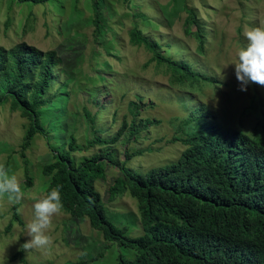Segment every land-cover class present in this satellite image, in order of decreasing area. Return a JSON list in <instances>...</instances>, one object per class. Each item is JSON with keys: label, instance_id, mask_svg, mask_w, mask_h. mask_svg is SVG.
<instances>
[{"label": "rangeland", "instance_id": "1", "mask_svg": "<svg viewBox=\"0 0 264 264\" xmlns=\"http://www.w3.org/2000/svg\"><path fill=\"white\" fill-rule=\"evenodd\" d=\"M102 2L99 12L104 33L98 34L93 23L92 0H52L45 4L24 2L15 5L13 10L8 9L11 0H0L1 46L10 48L27 42L43 50H59L61 62L54 76L50 94L52 102L43 112L42 119L46 122L54 120L51 125L54 131L57 129L55 136L63 141L66 134V146L72 132H78L77 143H81L83 149L76 155L87 157L94 153H110L123 161L126 150L135 152L128 165L145 174L153 167L177 159L185 146L173 141L182 133L178 132V121L172 120L176 117H180L179 122L185 119L183 117L191 107L197 114L200 110L196 106L199 105L207 106L226 128L245 129L252 132L250 134H254L256 126L263 128L264 87L251 83L247 91H242L233 63L237 60L238 49L247 45L244 28L258 25L264 19V0H135L128 9L124 3L119 5L118 0ZM185 3L195 5L197 18L208 32L203 54L197 52L199 41L185 31L189 17ZM8 16L12 19L7 25ZM134 18H138L150 40L161 43L163 51L169 50L176 58L196 63L202 73L217 78L219 86L208 84L200 91L173 86L168 73H163L152 63L147 65L152 53L143 45L130 43L128 29L137 23ZM197 27L192 24L193 31ZM105 41L109 44H104ZM93 87L99 88L94 91L99 102L89 100ZM66 91L70 96L62 102L59 98ZM180 91H184L189 100L185 108L179 101ZM132 102L140 104L136 116L131 110ZM84 108L96 114L97 134L108 139L120 131L124 121L128 122L115 145L84 149L87 141L96 135ZM148 118L161 122L145 124ZM134 120L140 128L138 135L129 134ZM27 126L28 120L19 110L13 111L10 103L0 105V164L18 176L24 192L19 204L9 203L7 197L0 199V264H73L95 255H98L97 259L90 264H111L119 252L131 255L129 248L106 241L88 218L72 217L63 209L53 218L48 232L53 242L49 247L15 255L30 239L26 224L34 216V198L47 193L48 178L42 171L53 158L46 137L41 134L34 137L32 145L25 149L26 157L22 155ZM25 159L30 160L29 173L33 178L30 187ZM119 166H109L106 179L98 180L96 188L102 194L109 218L118 225L129 226L130 235L139 236L143 229L136 199L125 193L109 201V186L118 175ZM15 212L19 213L20 220H13ZM101 251H104L102 256Z\"/></svg>", "mask_w": 264, "mask_h": 264}, {"label": "trees", "instance_id": "2", "mask_svg": "<svg viewBox=\"0 0 264 264\" xmlns=\"http://www.w3.org/2000/svg\"><path fill=\"white\" fill-rule=\"evenodd\" d=\"M51 1L11 0L8 9L13 10L15 5L24 2L45 4ZM118 1L121 6L124 3L126 9L130 3H135V0ZM92 2L96 32L103 34L99 12L103 2ZM184 6L189 13L185 31L199 41L197 52L203 54L205 27L197 18L195 5L185 3ZM137 15L146 19L142 14ZM11 19L8 16L7 25ZM134 19L137 23L128 29L130 43L145 46L152 53L147 65L152 63L163 73H168L173 86L198 91L208 84L219 86V80L202 73L196 63L176 58L169 50L163 51L161 43L150 40L138 18ZM192 24L198 25L196 31L192 30ZM114 40L117 41L116 38ZM59 55L56 48L43 50L27 42L10 48L0 45V105L10 103L13 111L19 110L21 116L28 120L22 142L24 157V151L32 145L34 137L40 134L46 137L53 158L44 165L42 174L48 178L47 192L59 186L63 211L72 217L88 218L91 226L100 231L106 241L131 250L129 256L119 252L111 264H264L263 134L261 139L247 130L226 128L207 106L199 105L196 106L200 110L197 114L191 107L183 117L185 119L179 122L180 117H176L172 120L178 121V132L182 133L173 141L185 146L177 159L153 167L145 174L128 165L135 152L126 150L123 161L110 153L93 152L91 156H78L76 152L83 149L81 143H77L78 132H72L66 146V134L63 141L55 136L57 129L54 131L51 125L54 120L46 122L42 119L43 112L52 102L50 94L60 67ZM90 91L89 100L99 102L94 92L99 88L93 87ZM180 92L184 94L181 102L186 106L189 100L185 92ZM69 96L66 91L59 100L64 102ZM84 109L96 133L84 149L115 145L123 136L128 122L124 121L120 131L108 139L97 134L96 114ZM131 110L136 116L140 112V104L132 102ZM160 122L145 120V124ZM134 123L135 120L130 124L132 130L129 134L138 135L140 128ZM25 163L30 187L33 185L29 173L30 160L25 159ZM115 164L120 165V171L109 186V201L125 193L136 199L143 229L139 236L130 235L129 226L118 225L109 218L102 194L96 188V182L105 180L108 167ZM13 220H20L18 212L14 213ZM18 253L24 252L19 250L15 255ZM103 253L101 251L100 255ZM97 256H89L73 264H90Z\"/></svg>", "mask_w": 264, "mask_h": 264}, {"label": "clouds", "instance_id": "3", "mask_svg": "<svg viewBox=\"0 0 264 264\" xmlns=\"http://www.w3.org/2000/svg\"><path fill=\"white\" fill-rule=\"evenodd\" d=\"M207 34L208 32L204 33V44L207 43ZM243 35L247 40V45L238 49L237 60L233 64L240 89L247 91L248 85L251 83L264 87V19H261L258 25L246 26ZM180 93L179 101L181 102L184 94ZM182 105L185 108L183 103ZM253 133L251 135H259L258 138L262 139L264 126L260 129L256 126ZM4 197H7L9 203L19 204L24 198V192L18 176L11 173L4 164H0V199ZM62 207L59 186L53 187L40 197L34 198V216L26 224L27 236L30 239L21 245V250L28 253L33 249H46L52 244L53 241L48 232L53 224L54 216L60 213Z\"/></svg>", "mask_w": 264, "mask_h": 264}]
</instances>
